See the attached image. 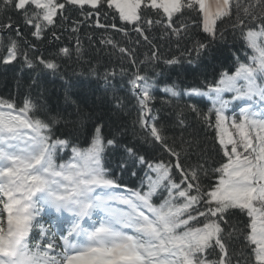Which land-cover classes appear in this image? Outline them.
<instances>
[{
  "label": "snow or ice",
  "instance_id": "6c2138e0",
  "mask_svg": "<svg viewBox=\"0 0 264 264\" xmlns=\"http://www.w3.org/2000/svg\"><path fill=\"white\" fill-rule=\"evenodd\" d=\"M261 5L264 0H255L252 7ZM69 6L87 17L95 15L98 27H105L99 23L101 11L114 10L145 41L142 9L154 10L158 16L162 10L163 18L144 23L163 25L177 36L187 25L174 27L173 17L185 10L198 12L203 32L213 40L217 21L231 18L235 11L236 26L251 52L246 53V62L238 63L234 72H222L218 81L205 83L204 88L177 90L174 83L164 88L171 98L206 97L211 102L207 112L195 103L187 107L217 131L222 162L213 171L218 182L205 191L201 184V174L207 175L204 166L185 169L180 163V154L166 143L158 117L153 115L154 84L139 70L129 84L137 99L138 123L147 133L145 142L162 147L175 157L174 164L148 159L135 146L123 143L119 135L109 138L102 124L94 125L89 146L80 148L69 139L55 137L53 126L58 119L35 115L39 106L31 99L26 98L18 109L0 100V206L6 213V219L0 215V264H231L222 225L228 223L226 216L232 210L248 218L245 239L250 254L254 264H264V9L256 15L242 0H0V13H14L23 26L30 27V35L40 40ZM241 11L251 25L245 24ZM0 32H15V37L9 35L3 63L22 54L28 67H33L21 52V43L33 45L11 16L0 23ZM52 36L59 38L55 32ZM206 48L198 42L188 55H200ZM119 51L135 66L130 50ZM54 55L69 56L70 51L64 47ZM147 59L158 60L159 56L153 51ZM37 60L53 74L58 71L54 58ZM109 76L115 73L105 74V87ZM224 93H233L231 100L244 105H237L239 118H231L234 131H229L225 110L230 101ZM178 122L184 123L182 114ZM67 148H71V158L57 164L58 150ZM109 153L116 157L115 168L106 166ZM140 168L147 169L140 188L121 190L116 171L136 176ZM44 212L52 214V223L49 228L41 226L40 240L32 243L34 222ZM51 228L56 232L49 235ZM56 233L61 245L54 242ZM215 250L218 257L212 259Z\"/></svg>",
  "mask_w": 264,
  "mask_h": 264
},
{
  "label": "trees",
  "instance_id": "16d2710c",
  "mask_svg": "<svg viewBox=\"0 0 264 264\" xmlns=\"http://www.w3.org/2000/svg\"><path fill=\"white\" fill-rule=\"evenodd\" d=\"M242 4L256 15H260L264 9V5L252 7L255 0H242ZM8 16L21 27L24 37L33 45L29 47L21 43V52L27 54L33 67H28L22 54H18L11 63H3L9 35L15 37V32H0V100L12 102L18 109L26 98L31 99L39 106L35 115L41 119H58L53 126L54 136L69 139L80 148L89 146L94 125L102 124L109 138L119 135L123 143L135 146L148 159L174 164L175 157L162 147L145 142L147 133L138 123L137 99L129 84L130 78L139 70L154 84V99L151 103L153 115L158 117L157 126L166 143L180 154V163L185 169L204 166L207 175L201 174V184L205 191L218 182V174L213 171L222 162L217 131L198 119L187 107L195 103L199 109L207 112L211 102L206 97L171 98L164 88L173 83L177 90L204 88L205 83L218 81L222 72H234L238 63L246 62V53L251 55V52L246 47L241 29L236 26L235 11L231 18L217 21V36L214 40L203 32L200 14L187 10L183 15L173 17L174 27L187 25V29L177 36L163 25L153 24L149 27L144 23L147 19L155 21L163 18L162 10L158 16L154 10L142 9L141 26L148 36L147 41L134 30L133 24L121 21L114 10L101 11L98 19L105 27H98L95 15L87 17L80 10L69 6L63 18H57L55 25L40 40L31 36L30 27L23 26L12 12L0 13V23L7 22ZM240 16L245 19L246 25H251V19L244 17L242 11ZM113 24L116 28L111 27ZM53 32L58 39L52 36ZM109 40L112 43H107ZM198 42L205 43L207 48L200 55L196 52L188 55V51ZM78 46L79 52L76 50ZM64 47L69 49V56L54 55ZM119 48L130 50L136 60L135 66ZM153 51L157 52L159 59L149 61L147 57ZM37 57L54 58L59 65L58 71L53 74L44 69ZM169 59L179 60L180 63L166 64L165 61ZM113 72L115 76H109L105 87V74ZM231 97L228 93L224 94V99L230 101L225 110L229 120L233 116L239 118L240 108L237 105L242 106L241 102L232 101ZM181 114L183 124L178 122ZM212 122L214 125V116ZM71 156V148L58 150L56 163L67 162ZM105 163L115 168L116 157L109 153ZM146 172V168H140L136 176L119 171L115 175L122 185L121 190L127 191L139 189ZM173 177L179 181V173L175 169ZM48 218L37 217L38 222H34L32 230V243L40 240L41 226L50 227L52 221ZM226 219L228 223L222 225L223 238L231 264H254L250 246L245 239L248 218L238 210H232ZM55 232L56 229L51 228L49 234ZM54 242L58 245V238L54 237ZM217 257L218 250L211 251L210 258Z\"/></svg>",
  "mask_w": 264,
  "mask_h": 264
},
{
  "label": "rangeland",
  "instance_id": "374dc122",
  "mask_svg": "<svg viewBox=\"0 0 264 264\" xmlns=\"http://www.w3.org/2000/svg\"><path fill=\"white\" fill-rule=\"evenodd\" d=\"M225 94V93H224ZM227 94V93H226ZM228 94H230L231 96L233 95V93H228ZM242 106H244V105H242ZM226 114V113H225ZM230 123H231V120H229V131H234L233 129H231V127H230ZM99 191V190H98ZM122 207V206H121ZM0 215H2L5 219H6V213H3L2 212V206H0ZM51 213H48V212H44V213H42L41 214V216L42 217H45V216H48L49 217V219H50V217H51ZM52 223V222H51ZM49 235H51V234H49ZM56 237V236H55ZM57 238V237H56ZM61 240H60V234L58 233V245H61Z\"/></svg>",
  "mask_w": 264,
  "mask_h": 264
}]
</instances>
